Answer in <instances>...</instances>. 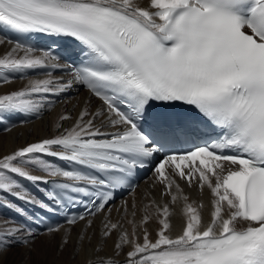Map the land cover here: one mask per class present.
I'll use <instances>...</instances> for the list:
<instances>
[{"label":"snow or ice","instance_id":"1","mask_svg":"<svg viewBox=\"0 0 264 264\" xmlns=\"http://www.w3.org/2000/svg\"><path fill=\"white\" fill-rule=\"evenodd\" d=\"M0 31L17 35L0 38L10 46L0 55V85L45 70L43 78L0 94V119L39 114L47 95L76 85L101 102L83 107L70 127L58 123L55 136L0 156V193L45 214L64 213V224L80 227L75 243L64 230L59 255L67 252L75 264L87 251L85 241L96 238L83 264H264V0H0ZM34 35L71 38L83 59L62 64L52 45L27 42ZM58 69L67 78L54 75ZM178 105L194 107L200 118L169 111ZM158 153L152 172L163 202L146 196L139 225L132 204L129 232L123 220L113 222L108 206L115 190ZM177 178L208 189L212 211L205 223L183 196L182 229L173 236L170 205L183 191ZM50 179L46 199L19 182ZM79 205L84 211L71 213ZM0 207L24 215L7 199ZM118 211L127 217L128 202ZM153 218L155 237L142 227L141 239L137 228ZM39 223L31 215L24 224L0 219V258L17 247L31 249L41 234L31 225ZM63 227L50 225L47 233Z\"/></svg>","mask_w":264,"mask_h":264},{"label":"bare ground","instance_id":"2","mask_svg":"<svg viewBox=\"0 0 264 264\" xmlns=\"http://www.w3.org/2000/svg\"><path fill=\"white\" fill-rule=\"evenodd\" d=\"M142 5H146L148 0H139ZM10 48L9 45H0V55H3L6 50ZM43 78V74L36 76H26L23 79L12 80L10 84L0 85V94H8L15 90H20L24 88L29 79L32 78ZM71 94L64 96L60 101H57L52 106H46L43 109L40 117L34 121L25 122L21 125H18L7 132L0 134V156L3 154H10L13 150H17L22 146H25L29 143L38 142L42 139L51 138L57 134L56 125L62 124L63 128L70 127L75 118L77 117L79 111L83 107H89L90 109H95L100 106V102L93 97H91L86 91H76L71 90ZM88 102L87 104L85 102ZM68 115L71 117L69 120L61 121L60 117ZM177 182L180 184L182 193H179L180 197L176 204L170 205L172 216L170 217L172 223V235L175 236L180 233L183 224V207L185 201L183 196H188V203H192L194 207L198 208V211L201 214V217L205 223L210 220V213L212 211L211 206V193L208 189L200 191L198 187L189 188L184 181H180L177 178ZM162 186L155 183V178L149 179L145 184H142L140 188L136 189L132 195H130L125 201L129 205V214L125 217V214L121 209V206L124 203L111 207V217L113 222L117 220H123L124 227L131 232L133 225L129 224L127 221L132 219L131 216V205L135 204L137 208V216L135 217L137 225L141 220L143 213L144 204L148 201L145 199L146 196H150L152 200L162 203L160 198V191ZM175 193V189H173ZM4 197L3 193H0V199ZM170 197H165L164 200H169ZM2 200V199H1ZM203 205V207H200ZM154 211V209L152 210ZM0 219H6L0 216ZM3 226V225H0ZM142 227H147L150 235V239L155 237V233L158 230V223L155 218L148 225H144L137 228L138 235L142 239ZM102 228L101 218L95 219V229L97 234ZM65 229L71 230V239L72 242H76V234L80 231V227L64 226L61 229V233L49 234L43 233L38 236L35 240L34 245L29 248L23 246L14 248L11 252L7 253L5 256L0 258V264H70V257L68 253L59 255L57 253V244L60 241L61 235L64 233ZM91 234V233H90ZM116 238L115 234L113 238L107 241V249L110 250L113 245V240ZM97 244V239L94 238L91 241V244L88 241H85V246L87 251L81 252L79 259L75 264H83L87 258L93 255L92 245ZM100 247H105L104 241L100 240ZM79 248V245L77 244ZM69 250H71V245ZM123 259V257H121Z\"/></svg>","mask_w":264,"mask_h":264}]
</instances>
